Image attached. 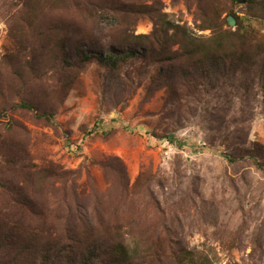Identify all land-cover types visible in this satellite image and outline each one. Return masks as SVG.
Listing matches in <instances>:
<instances>
[{"label":"rangeland","instance_id":"1","mask_svg":"<svg viewBox=\"0 0 264 264\" xmlns=\"http://www.w3.org/2000/svg\"><path fill=\"white\" fill-rule=\"evenodd\" d=\"M260 3L254 15L247 0H0V224L55 234L82 211L109 222L111 240L137 246L145 264H181L188 253L190 263L264 264ZM153 4L198 43L215 35L198 28L202 19L243 29L229 39V54L243 58L216 89L213 78L170 100L173 89L155 82L182 49L158 43L156 62V50L143 53L149 41L138 37L161 21L136 7ZM82 49L125 56L111 77L96 58L81 61ZM199 63L182 60L193 75L182 79L198 83ZM32 94L52 121L12 108Z\"/></svg>","mask_w":264,"mask_h":264},{"label":"trees","instance_id":"2","mask_svg":"<svg viewBox=\"0 0 264 264\" xmlns=\"http://www.w3.org/2000/svg\"><path fill=\"white\" fill-rule=\"evenodd\" d=\"M233 1L238 2L239 0ZM260 1L247 0L248 12L255 15L253 12L255 5L261 4ZM136 9L139 13H144L146 10L154 11L157 16L156 25L157 21H161L159 23L160 27L157 26L151 35L138 37L146 39L147 42L149 41V46L146 45L143 48V53H145V50L148 52L150 50L155 51V46L158 43L163 44L165 50L171 51L170 43L179 44V49H182L178 56L175 54L170 58L172 60L170 68L168 67L167 70L160 69L155 78V82L164 81L170 89H173L169 93L170 100H174L179 95H193V88L205 80L211 82L214 78L213 85L208 83L214 88L216 78L219 76L225 77L224 74L229 66H237L243 58V55H239L240 58H237L229 54L233 49V43H230L229 39L232 36L240 37L244 35L242 28L239 31L226 30L220 23L211 24L202 19L198 28H213L215 35L203 40V43H198L194 32L188 29L187 26L167 18V14H163L160 8H156L154 4L138 5ZM236 18L239 17L236 16ZM170 29L173 30L172 34L169 32ZM79 53L81 61L96 58L102 65L107 66L111 77L114 76L115 70L119 68L120 61L125 56L124 54H110L105 57L98 54L90 55L83 49ZM59 54L63 55L64 70L70 72L71 67L76 64L72 62L70 57L67 58L69 51L66 43L59 47ZM197 55H200L199 66H204V69H200L199 75L194 76L198 83L182 79L183 76L193 78L192 73L186 71L188 67L182 64V60L193 66L191 65L193 58ZM153 57L154 62L162 60L157 50ZM174 62H179L180 65L175 67ZM17 78L20 82L19 89L22 91L26 86V80L19 75L18 71ZM177 85L179 89L176 88ZM200 87L199 91H201ZM31 96L29 99L19 98L12 108L31 110L36 117H43L48 121H52L53 112L49 109L39 110L34 103L33 94ZM11 124V121H8V126ZM257 162L262 165V161L257 160ZM108 223L101 218L88 217L87 214L79 211L74 218L67 220L66 223H60L55 234L48 232V235H43L39 232L40 229L33 226L24 227L16 222L0 224V264H145L142 261V256H138V260H135V256L139 252L137 246H133L120 235H113L111 240V228ZM115 241L117 243H114ZM192 259V254L188 253L181 264H199L195 260L190 263L189 261Z\"/></svg>","mask_w":264,"mask_h":264},{"label":"water","instance_id":"3","mask_svg":"<svg viewBox=\"0 0 264 264\" xmlns=\"http://www.w3.org/2000/svg\"><path fill=\"white\" fill-rule=\"evenodd\" d=\"M243 1H244V0H243ZM229 23H230L231 25H235V19H234L233 16H230V17H229Z\"/></svg>","mask_w":264,"mask_h":264}]
</instances>
